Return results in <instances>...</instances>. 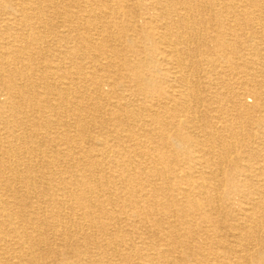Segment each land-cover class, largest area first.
Listing matches in <instances>:
<instances>
[{
    "label": "bare ground",
    "instance_id": "bare-ground-1",
    "mask_svg": "<svg viewBox=\"0 0 264 264\" xmlns=\"http://www.w3.org/2000/svg\"><path fill=\"white\" fill-rule=\"evenodd\" d=\"M0 185V264H264V0H0Z\"/></svg>",
    "mask_w": 264,
    "mask_h": 264
},
{
    "label": "rangeland",
    "instance_id": "rangeland-1",
    "mask_svg": "<svg viewBox=\"0 0 264 264\" xmlns=\"http://www.w3.org/2000/svg\"><path fill=\"white\" fill-rule=\"evenodd\" d=\"M56 21L55 20H53V22L52 21H46V27H45V32H46V34H49V32H50V28H53L55 25H56V23H55ZM53 24V25H52ZM52 25V26H51ZM77 30H75L74 32H73V34L76 32ZM202 48V51H203V47H201ZM243 50V52H246V51H248V50H244V49H242ZM57 51H53V52H51V55L53 54V53H56ZM148 54V53H147ZM157 57H158V55H156ZM206 67H207V64L203 61L202 63H201V65L199 66V70H201L200 72H199V74L198 75H200L201 76V79H204V76H205V69H206ZM207 78V77H206ZM206 78H205V81H206ZM124 83V84H123ZM122 87L123 88H129V87H131L132 85H131V81L129 80V79H127V78H124L123 79V81H122ZM102 89H103V91L105 92L107 89H108V86H103L102 87ZM90 89H88V92L90 93V92H92L91 90L89 91ZM102 91V90H101ZM246 102L247 103H250L251 102V98L250 97H247L246 98ZM58 168V170H61L62 169V167L59 165V166H56V169ZM58 170H57V172H58ZM5 174V173H4ZM7 175V174H6ZM227 178H228V176H225V175H223V177H221L220 178V181L222 180V181H224L223 182V184H225V182L227 181ZM4 187H3V185H0V191H4V189H3ZM225 188V186L224 185H222L221 187H220V189L221 190H223ZM221 204V203H220ZM52 246V245H51ZM53 246H54V244H53Z\"/></svg>",
    "mask_w": 264,
    "mask_h": 264
}]
</instances>
